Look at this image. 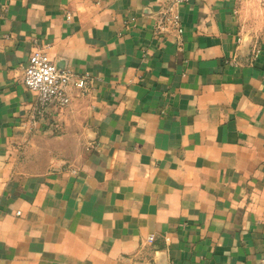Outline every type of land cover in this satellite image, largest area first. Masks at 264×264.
Instances as JSON below:
<instances>
[{"label":"crops","instance_id":"1","mask_svg":"<svg viewBox=\"0 0 264 264\" xmlns=\"http://www.w3.org/2000/svg\"><path fill=\"white\" fill-rule=\"evenodd\" d=\"M167 1L0 0V264H264V0Z\"/></svg>","mask_w":264,"mask_h":264},{"label":"built area","instance_id":"2","mask_svg":"<svg viewBox=\"0 0 264 264\" xmlns=\"http://www.w3.org/2000/svg\"><path fill=\"white\" fill-rule=\"evenodd\" d=\"M188 1L168 0L166 2L165 8L156 15L157 35L183 34L184 29L178 10ZM23 82L28 90L36 94L32 119L34 123H42L49 115H52L55 109H66L71 105L72 100L69 94L71 84L74 83L83 92H88L93 80L88 74L77 77L70 69L58 68L43 49H37L31 54L25 67Z\"/></svg>","mask_w":264,"mask_h":264}]
</instances>
